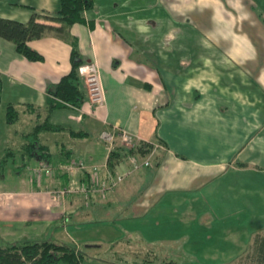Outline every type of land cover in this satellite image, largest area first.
<instances>
[{"label": "crops", "instance_id": "crops-1", "mask_svg": "<svg viewBox=\"0 0 264 264\" xmlns=\"http://www.w3.org/2000/svg\"><path fill=\"white\" fill-rule=\"evenodd\" d=\"M92 1L85 23L68 34L84 65L99 66L102 106L87 95L81 108L49 114V90L71 71L73 45L53 34L31 41L29 47L45 60L30 62L0 37V158L8 149L22 154V136L42 118L38 124L48 119L66 128L51 133L52 139L41 136L52 154L51 175L37 177L33 171L43 162L24 159L32 177L22 179L18 191L0 190V240L66 244L74 220L107 222L110 230L121 219L124 226L133 219L144 226L164 220L208 225L199 220L209 208L220 213V226L239 227L219 240L215 258L264 264V0ZM16 4L1 1L0 18L28 23L34 13L60 10V0ZM9 105L20 113L13 125L7 122ZM112 127L164 149L153 157V167L102 196L88 172L70 175L61 167L73 160L100 166L105 182L124 173L128 162L109 167L100 140ZM82 184L93 191L89 199L77 194L59 203L54 197ZM110 235L85 243L117 252L121 237Z\"/></svg>", "mask_w": 264, "mask_h": 264}, {"label": "trees", "instance_id": "trees-1", "mask_svg": "<svg viewBox=\"0 0 264 264\" xmlns=\"http://www.w3.org/2000/svg\"><path fill=\"white\" fill-rule=\"evenodd\" d=\"M10 1L14 5L17 0ZM92 0H60V10L52 16L34 13L28 23L0 18V37L15 44L17 52L30 62H43L44 56L29 47V42L39 40L53 34L73 45L71 51L72 69L62 77L57 85L49 90L47 111L49 114L68 107L81 108L86 101L87 94L79 69L85 64L77 50L74 39L68 34V29L76 24H84L85 13L92 10ZM57 25V26H56ZM20 113L14 105L7 109V122L13 125L18 122ZM65 127L56 126L47 119L37 124L33 131L24 134L21 147L22 157L25 160L49 162L52 159L50 148L42 142L41 136L45 133H60ZM71 135H76L70 131ZM152 143V142H151ZM158 143H161L158 141ZM162 144V143H161ZM164 146V145H163ZM152 147L142 144L137 153L142 157L150 154ZM133 153L125 149H116L109 158V167L115 168L127 156ZM13 153L7 150L0 158V171L7 167ZM153 161V159H152ZM84 255L77 249L52 241H26L7 244L0 240V264H83ZM174 264V263H165Z\"/></svg>", "mask_w": 264, "mask_h": 264}, {"label": "rangeland", "instance_id": "rangeland-1", "mask_svg": "<svg viewBox=\"0 0 264 264\" xmlns=\"http://www.w3.org/2000/svg\"><path fill=\"white\" fill-rule=\"evenodd\" d=\"M42 121L43 118L36 123ZM46 135L53 138L51 133ZM44 139L42 138L43 143ZM51 139H47V141ZM163 149L164 147L160 145L155 154ZM15 151L4 172H0V190L18 191L20 181L28 179L30 175L32 177V172L30 173L29 167H27L29 163L24 161L18 150ZM151 163L153 165L152 161ZM31 165L35 167V162ZM18 168L20 171H17ZM131 179L125 180L124 185ZM114 221V226L110 227L112 228L110 230L107 222H100L97 225L93 222L84 224L74 220L67 229L70 238L65 237L64 242L79 249L84 255L83 264H237L243 260L242 258H215L219 253L217 245L219 240L228 233L239 230V227L220 226V213L209 208L201 212L199 220L208 223V225L194 227L183 226L168 220H164V224L158 226H155L154 223H151V226H144V221L140 219H133L131 225L126 226L122 219ZM111 233L112 236H116L115 238L121 237L122 240L115 243L118 248L117 252L109 250L108 245H104L100 251L91 250L89 247L92 246V243H85L89 242L88 240H95L103 234L110 235ZM112 236L110 235L111 238ZM212 244H214V248L211 251L205 250Z\"/></svg>", "mask_w": 264, "mask_h": 264}, {"label": "built area", "instance_id": "built-area-1", "mask_svg": "<svg viewBox=\"0 0 264 264\" xmlns=\"http://www.w3.org/2000/svg\"><path fill=\"white\" fill-rule=\"evenodd\" d=\"M80 76L84 79L88 97L91 101V104L94 106H102L105 102V91L102 84L101 72L97 63H91L80 67L79 69ZM100 140L104 143L107 150V162L111 154L116 149H125L130 153L127 156L126 161L130 165V168L126 169L124 173H117L115 176L109 175V181H102L99 170L100 166H86L83 162H77L75 160L70 161L68 164L61 167V171L67 174H74L80 171L88 172L90 176L91 187L94 189V192L104 196L108 192L116 189L120 184H122L128 177L132 176L135 172L144 169L150 168L152 166V159L156 153V150L159 149L158 144H153L151 142H143L141 138L136 135H131L126 131L118 128L112 127V129L103 131L100 135ZM142 144H148L152 147V150L149 155L142 157L137 151ZM120 147V148H119ZM107 168L108 163L104 165ZM53 168L47 162L40 164L33 173L37 177H42L44 174L51 175ZM91 187L87 184H82L80 186H69L65 189L56 191L54 197L60 203L66 200L70 195L82 194L86 199H89L92 194Z\"/></svg>", "mask_w": 264, "mask_h": 264}]
</instances>
